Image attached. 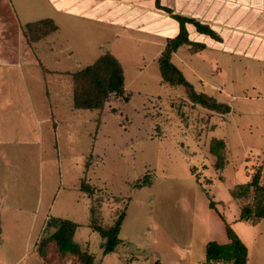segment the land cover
I'll return each instance as SVG.
<instances>
[{
  "label": "rangeland",
  "instance_id": "374dc122",
  "mask_svg": "<svg viewBox=\"0 0 264 264\" xmlns=\"http://www.w3.org/2000/svg\"><path fill=\"white\" fill-rule=\"evenodd\" d=\"M60 35L74 58H63L60 49L59 61L38 53L47 67L58 69L52 77H63L53 99L42 93L38 66L0 69V184L9 191L0 205V264H76L71 256H59L53 243L47 262L38 255L37 241L50 232L43 225L49 215L77 224L73 241L88 249L93 264L128 258L129 264H204L208 241H229L224 222L248 244L251 264H264V219H239L253 194L230 195L258 167L264 186V69L185 45L172 54L197 92L230 105L220 114L192 104L184 86L162 81L159 41L111 39L89 24L75 34L61 25ZM35 36L40 33L25 34L27 41L45 40ZM104 52L121 64L128 100L111 95L100 109L75 108L70 73ZM44 99L57 110L75 111L63 112L76 126L70 136L60 126L58 148L40 119ZM213 138L225 143L221 170L209 149ZM146 174L150 184L135 186ZM80 178L95 188L89 197L78 188ZM123 211L121 242L103 254L104 238L89 224L110 227Z\"/></svg>",
  "mask_w": 264,
  "mask_h": 264
},
{
  "label": "crops",
  "instance_id": "0c3cea01",
  "mask_svg": "<svg viewBox=\"0 0 264 264\" xmlns=\"http://www.w3.org/2000/svg\"><path fill=\"white\" fill-rule=\"evenodd\" d=\"M159 4L171 9L172 13L208 24L220 36V40H215L197 32L193 24L186 23L188 38L204 43V50L233 62H242L245 68L264 69V0H159ZM41 19H51L56 29L45 36V42L27 41L24 32L26 25ZM83 24L106 30L113 36L111 39L134 35V40L159 41L161 48L165 45L164 40L175 36L179 30L178 22L168 12L157 8L155 0H0V69L38 66L43 76L40 78L42 93L45 98L53 99V92L63 77H52V71L58 69L47 67L38 53H43L50 61H59L60 49L63 58H74L68 54L69 51L74 54L71 46L68 43L66 46V41L60 37L61 25L63 30L75 34ZM25 85L26 94L30 95L31 89L27 83ZM44 105L46 111L40 119L46 130L52 132L53 146L58 148L60 126L64 123L65 136H70L76 126L74 120L63 116V112L71 115L75 111L57 110L53 108L52 101L45 104V99ZM5 188L0 184V205L9 193ZM1 215L0 212V219ZM49 217L43 219L44 226ZM234 230L240 237L239 232ZM240 239L247 247L246 264H251L249 246L243 238ZM129 262L128 258L121 264Z\"/></svg>",
  "mask_w": 264,
  "mask_h": 264
},
{
  "label": "trees",
  "instance_id": "16d2710c",
  "mask_svg": "<svg viewBox=\"0 0 264 264\" xmlns=\"http://www.w3.org/2000/svg\"><path fill=\"white\" fill-rule=\"evenodd\" d=\"M155 6L168 12L179 24L178 33L173 37L165 39V45L157 57L162 81L170 85L184 86L192 104H199L206 109L220 114L228 113L231 109L229 104L220 102L211 95L197 92L193 85L185 78L182 71L171 61L172 54L182 45L188 46L192 52H200L206 47L204 43L192 41L188 38V31L185 27L186 23L193 24L197 32L208 35L215 40H220V36L208 24L191 17L172 13L171 9L160 6L159 0H155ZM55 29L56 25L51 19H41L27 24L24 32L26 35H30L38 31L40 33L39 37H41L48 35ZM36 37L33 38H39ZM70 74L72 80V100L75 108L100 109L111 95L122 97L125 101L128 100V95H124L122 66L109 52L101 53L94 62ZM224 148L225 143L222 139L213 138L211 140L209 149L216 156L214 166L218 170H221L224 165ZM260 175L261 168L258 167L249 181L236 185L230 191L232 198L248 197L251 193L253 194L252 203L242 206L240 209L239 219L241 220L255 223L264 219V186L259 183ZM148 184H150V180L146 174L142 177L141 181L135 183V186ZM80 190L86 192L89 196L94 193L95 188L82 178ZM93 209H90L92 214ZM124 215V211L120 212L110 227H103L96 221L89 224L92 230L97 231L104 238L102 244L103 254L113 252L121 242L118 234ZM76 226L75 222L67 218L50 216L46 220L45 227L47 230L50 229V232L47 236L39 239L36 245V251L44 263L47 262V247L53 243L55 251L59 256H71L75 258L76 264H93L94 257L88 249L81 247L73 241ZM224 231L229 240L228 243L222 244L215 240L208 241L205 244L204 264H216L218 262L246 264L247 247L245 243L227 222H224ZM153 264H159V262L156 260Z\"/></svg>",
  "mask_w": 264,
  "mask_h": 264
}]
</instances>
